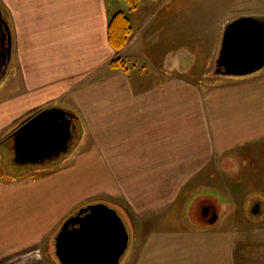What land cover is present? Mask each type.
I'll list each match as a JSON object with an SVG mask.
<instances>
[{"label":"crops","instance_id":"obj_1","mask_svg":"<svg viewBox=\"0 0 264 264\" xmlns=\"http://www.w3.org/2000/svg\"><path fill=\"white\" fill-rule=\"evenodd\" d=\"M196 1L140 0L131 10L127 0H0L12 38L0 87L3 142L13 141L15 155L16 130L44 109L69 114L73 131L85 134L63 169L13 181L0 174V259L19 256L72 212L103 200L130 221L152 224L167 210L176 220L211 180L227 207L225 228L186 240L195 255L181 264L264 262V164L239 176L220 170L224 159L247 163L264 152V66L234 76L218 63L226 26L264 14L240 7L242 0ZM197 4L201 14L206 5L214 13L209 28L188 22ZM116 12L132 26L120 52L107 35ZM188 44L195 64L168 61ZM115 58L125 67L111 68Z\"/></svg>","mask_w":264,"mask_h":264},{"label":"water","instance_id":"obj_2","mask_svg":"<svg viewBox=\"0 0 264 264\" xmlns=\"http://www.w3.org/2000/svg\"><path fill=\"white\" fill-rule=\"evenodd\" d=\"M12 38L0 11V78L11 56ZM6 47V53L2 50ZM219 65L228 75L243 76L264 66V18L241 17L225 28ZM73 126L57 109H44L24 122L14 134V150L22 159H38L65 148ZM209 212L203 209V214ZM215 217L211 218L213 221ZM123 218L104 203L89 204L68 217L54 241L59 264H117L128 244Z\"/></svg>","mask_w":264,"mask_h":264},{"label":"rangeland","instance_id":"obj_3","mask_svg":"<svg viewBox=\"0 0 264 264\" xmlns=\"http://www.w3.org/2000/svg\"><path fill=\"white\" fill-rule=\"evenodd\" d=\"M194 1L195 3L198 2L196 0ZM242 1L244 2L242 3ZM242 1L239 4H242L243 6L240 7L243 8L247 5V7L250 6L252 7V9L256 8L258 10V12H251L253 13V15H258L256 13L264 14V0L259 1L263 2V4H258V0ZM197 6H199V8H197ZM201 8L202 5H195L193 17L196 21L188 22H192L194 25L209 28L210 23H214V13L211 14V8L206 5L208 14H201ZM212 26H214V24ZM194 51L195 49L193 48V46L188 44L187 48H181L180 50H178V52L171 54L168 61L175 60L184 65H193L197 62L199 57V55L197 53L195 54ZM2 82L3 79L0 78V87L2 85ZM83 135L85 136V134H83L82 132L74 131L72 137L69 139L65 147L67 148L65 151L66 153H61V156L59 158L53 159L46 165L50 166L52 163H54V165H59V169L67 167V165H60L62 163H65V161H67V158L70 159L71 156H74V151L77 149L78 145L83 142ZM4 138L5 136L0 137V167L2 168L1 170H3L0 172V174L4 172L6 177H12L19 172L24 171V174H28L26 172H34V174L31 175H35L34 178H42L41 175H38L42 174V172H47L50 170L49 169L40 172L39 170L34 169V165H25V167L17 166L14 163L15 155L12 148L13 141L9 140L3 142ZM258 155L259 158L257 159L253 157L247 159V163L245 162V159H243L242 162V158L240 159V157L238 156L224 159L221 162L225 165V168H221L220 166V170L225 173H231L232 176H239L245 171H247L245 173L257 172L260 170V166L264 164V152ZM255 160L260 163L258 164L256 169H253L256 166L251 167V164L254 165L255 163H253V161ZM248 164L250 166L247 168ZM47 176H49V174L44 175L43 178ZM211 184V180H204L202 182L200 191H197L195 193V196L192 198V203L190 205L188 204L185 210L175 215L177 216L176 220L171 219L170 215H172V212L167 210L162 213L165 216L161 215L162 218L158 220V222H154L152 224H148L145 220L142 221L141 219H139L138 221L136 220L137 218L133 220L134 222L130 221L131 219L128 218V216L123 213L118 206L112 204L109 201L104 202L103 200V203L117 211V213L124 219L128 229V244L124 253L119 258L117 264H181V260L189 258L188 256L195 255L194 251L187 252V250L194 247V245H192L191 243H186V240L196 239V236H199L203 231H206L207 229H209L208 233H211L213 234V236L218 237L220 233L219 231L225 228L224 224L220 221L222 219L223 210L225 211L227 207L222 205L223 202L220 197L216 196L214 188H210ZM101 196L103 195H98L97 197ZM205 208H211L213 215L203 214V209ZM76 211L77 210H75L74 212ZM235 215L242 216V214L240 213H237ZM212 217H215L213 221H211ZM63 222L64 220L59 222L58 225L55 226V228L50 229V233H47L46 236L44 235L41 238L40 242H38L36 245L28 246L27 248H25V251H23L24 253L20 254L19 256H11V260L0 259V264H47V262H50L51 258H56L54 237L60 230ZM236 231H241L242 234L243 229ZM249 231L251 233V236H256L252 238L255 239L253 241L257 242L260 240L257 238L259 229L252 228ZM220 236H222V234H220ZM180 238L184 239V242L180 243ZM260 246L262 247V249H264V244ZM183 263L185 264V262ZM251 264H264V262L252 261Z\"/></svg>","mask_w":264,"mask_h":264},{"label":"trees","instance_id":"obj_4","mask_svg":"<svg viewBox=\"0 0 264 264\" xmlns=\"http://www.w3.org/2000/svg\"><path fill=\"white\" fill-rule=\"evenodd\" d=\"M140 0H127V3L131 10L136 9ZM132 34V26L129 22L128 17L122 12L114 13L108 21V42L110 43L111 47L116 51L120 52L127 44L130 36ZM111 68H124V64L120 61L119 58H115L110 62ZM66 115H69L65 113ZM67 148L57 149L55 151H49L46 155L39 159H22L15 154L14 163L17 166L25 167V165H34L36 170L46 171L54 167V163L50 166L46 164L51 162L55 158H59L61 153H64ZM66 153V152H65ZM25 172H19L15 176L6 177L4 174V179L6 181H13L16 179H21L23 177L29 176L34 174V172H26L28 174H24ZM31 173V174H29Z\"/></svg>","mask_w":264,"mask_h":264},{"label":"flooded vegetation","instance_id":"obj_5","mask_svg":"<svg viewBox=\"0 0 264 264\" xmlns=\"http://www.w3.org/2000/svg\"><path fill=\"white\" fill-rule=\"evenodd\" d=\"M0 11H1V9H0ZM2 50L6 53V47H3L2 48ZM6 62V56L4 55V56H2L1 58H0V63H3V62ZM8 64H9V62H8ZM8 66V65H7ZM62 149V148H61ZM55 151V150H54ZM49 152V151H48ZM47 153V152H46ZM209 209V212L206 214V215H209V214H211V215H213V212H212V210H211V208H208ZM73 215H75V214H73Z\"/></svg>","mask_w":264,"mask_h":264}]
</instances>
